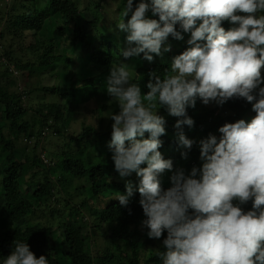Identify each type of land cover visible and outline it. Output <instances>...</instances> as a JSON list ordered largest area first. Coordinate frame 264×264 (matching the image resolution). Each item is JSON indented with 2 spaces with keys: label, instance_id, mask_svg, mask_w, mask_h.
<instances>
[{
  "label": "trees",
  "instance_id": "1",
  "mask_svg": "<svg viewBox=\"0 0 264 264\" xmlns=\"http://www.w3.org/2000/svg\"><path fill=\"white\" fill-rule=\"evenodd\" d=\"M8 6L5 16L0 10V48H4L0 62L6 61L0 63V151L8 152L7 165L0 164V216L6 223L0 228V264L11 254L16 239L28 243L37 258L49 255L50 264H63L64 259L67 264H160L157 251H164L167 233L160 239L144 238L149 229L143 225L146 217L139 191L128 208L115 199L126 195L127 181L139 183L135 173L121 178L111 159L108 145L114 121L110 115L119 113V104L109 95L105 101L94 76L85 85L68 79L74 59L55 53L58 41L40 39L47 21H63L64 25L57 26L59 41L68 49L80 45L89 54L94 73H108L123 60L118 42L127 33L118 23L131 18V13L123 16L126 0H119L115 11H111L110 0H14ZM148 16L159 19L151 12ZM231 26L227 21L222 24L226 30ZM189 38L181 41L170 36L164 47L171 50L152 63L144 60L143 54L124 61L135 65L129 69L131 82L139 83L146 94L148 73L163 75L173 57L187 49ZM127 47L126 42L124 49ZM63 64L66 75L59 71ZM28 76L39 81L37 88H26ZM46 79L57 83L46 85ZM29 98L36 104H28ZM158 114L166 120L159 150L165 159L174 161V166L187 171L202 164L201 139L210 133L219 137L218 129L224 124L250 121L256 115L244 99H230L223 106L214 102L204 105L198 100L194 109H188L194 126L183 127L186 136L197 143L184 159L175 127L180 118L169 115L166 107ZM20 140L26 142L20 146L22 153L17 146ZM48 140L59 141L58 150H46L43 143ZM31 147L33 150H28ZM170 175L166 172L162 176L165 189L171 186ZM28 176L26 182L21 181ZM74 196L80 199L75 202ZM251 207V201L244 206L245 210ZM67 213L72 215L70 219H65ZM85 226L88 235H83ZM107 229L111 233L101 235L100 231ZM58 232L62 233L59 237ZM58 239L62 240L60 245Z\"/></svg>",
  "mask_w": 264,
  "mask_h": 264
},
{
  "label": "clouds",
  "instance_id": "2",
  "mask_svg": "<svg viewBox=\"0 0 264 264\" xmlns=\"http://www.w3.org/2000/svg\"><path fill=\"white\" fill-rule=\"evenodd\" d=\"M126 0L118 23L127 33V49L112 66L106 91L119 104L112 113V139L108 145L121 178L133 173L138 186L126 182L120 205L128 208L138 190L139 204L152 239H163L157 251L160 264H264V0ZM158 16L159 19L149 18ZM232 26L226 30L222 24ZM187 49L173 57L164 74L148 73L147 93L132 83L130 65L124 61L143 54L149 63L171 50V36ZM244 99L256 115L218 129L199 141L201 166L190 171L174 166L159 150L166 120L159 109L180 118L175 125L177 143L188 158L197 141L183 131L195 121L188 115L197 101L223 106ZM146 133L148 137L145 138ZM146 165V167H142ZM171 173L165 189L162 176ZM252 202L250 210L244 206ZM3 264H50L26 242L13 241Z\"/></svg>",
  "mask_w": 264,
  "mask_h": 264
},
{
  "label": "rangeland",
  "instance_id": "3",
  "mask_svg": "<svg viewBox=\"0 0 264 264\" xmlns=\"http://www.w3.org/2000/svg\"><path fill=\"white\" fill-rule=\"evenodd\" d=\"M14 0H0V10L2 11V15L5 16V10L4 8L6 7V5H11L13 3ZM111 1V5H112V8H111V11H115L117 10L118 8V4H119V0H110ZM134 2L136 3V5H138L141 0H134ZM82 4L83 1H81ZM8 6V7H9ZM113 9V10H112ZM109 14V12H108ZM86 16V14L83 12V17ZM64 25V22L63 21H56L55 19L53 20H50V21H47L46 25H45V28H44V31H42L41 35H40V39H42L43 41L44 40H51V39H54L55 41H58L56 43V49H55V53L57 55H65L67 54L69 57H72L74 59V65L72 67H70L71 69V73L69 74V77L68 79L70 78L71 80H77L79 81L80 85H85V84H90L89 82L87 83V80H90L93 76H94V82L96 81L97 84L99 85V87L101 88V92H102V96L103 98L105 99V101H108V93L106 91V81H107V78L110 74V71L108 73H94L95 71H93V68L91 65H89V54L84 51V49L81 48L80 45H78L76 48H73V49H68L67 46H64L63 45V41H59V35H58V27L57 26H62ZM91 36V40L94 41V43L99 46V41L96 40V39H93V36ZM187 37H189V34H185V38L186 39ZM126 37H123V39L119 40V52L121 49H124L125 48V44H126ZM28 44H26L27 46ZM16 49V48H15ZM2 54H3V50L4 48H0ZM165 53H163L164 57H165ZM19 56L22 55L21 53L18 54ZM6 59V58H5ZM7 60V59H6ZM65 68H66V64L62 66V70L61 68L59 69L60 73H63V74H67L68 70L66 71L65 73ZM111 70V69H110ZM94 73V74H93ZM67 78V76L65 77ZM28 83V85L26 86V88L30 89L31 87L33 88H37L38 87V83L39 81L36 80L35 78H33L32 76H28V80H26V84ZM57 83V80L55 81L54 79H46L44 81V84L48 85V84H51V85H54ZM74 99V98H73ZM71 100V101H75L74 100ZM33 100L32 98H29L27 100V103H31ZM36 100L33 101V104H36L35 102ZM0 110H2L1 106H0ZM25 141L24 140H20L17 144L18 146V152L22 153V149L20 146L22 145H25ZM44 147L45 149L47 150H50L52 149L53 151L54 150H58V148L60 147V143L59 141L57 140H52V141H44ZM28 150H33V147H31V149H28ZM30 151V152H31ZM26 150L23 149V154L24 156L26 155ZM7 154L8 152L5 150V151H0V164L1 165H7V161H6V157H7ZM22 154V156H23ZM48 154V153H47ZM20 156V155H19ZM21 158V157H20ZM24 158V157H23ZM28 179H30V176H28L27 178L25 177L24 179H22L21 181L22 182H26ZM1 180V179H0ZM74 201L77 202L80 198L77 199V196H74ZM49 212V211H48ZM72 217V215L70 213H67L65 214V219H70ZM6 223L3 221V218L0 216V228L3 227V225H5ZM90 233L89 231V228L87 226H85V230L83 232V235H88ZM101 235H104V234H110L111 231L109 229L105 230V231H100ZM59 234L62 235L61 232H58V236L59 237ZM145 239L146 238H149L147 233L145 234ZM61 239L59 240L58 239V244L60 245L61 243ZM90 242V241H89ZM101 239H100V242L98 243L99 245L101 244ZM152 243L154 244L153 240H152ZM123 244H121L122 246ZM155 245H157V242H155ZM121 248H124L123 246ZM153 249H157L155 246L152 247ZM158 250V249H157ZM62 255V254H61ZM120 259V258H119ZM64 263L63 264H67V261L64 259ZM119 261V260H117Z\"/></svg>",
  "mask_w": 264,
  "mask_h": 264
},
{
  "label": "built area",
  "instance_id": "4",
  "mask_svg": "<svg viewBox=\"0 0 264 264\" xmlns=\"http://www.w3.org/2000/svg\"><path fill=\"white\" fill-rule=\"evenodd\" d=\"M2 62H6L5 60H2L0 63H2Z\"/></svg>",
  "mask_w": 264,
  "mask_h": 264
}]
</instances>
